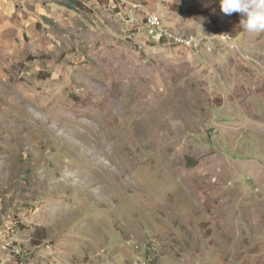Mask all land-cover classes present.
<instances>
[{
    "label": "rangeland",
    "instance_id": "374dc122",
    "mask_svg": "<svg viewBox=\"0 0 264 264\" xmlns=\"http://www.w3.org/2000/svg\"><path fill=\"white\" fill-rule=\"evenodd\" d=\"M114 2L0 0V264H264V32ZM131 2L240 53L151 39Z\"/></svg>",
    "mask_w": 264,
    "mask_h": 264
},
{
    "label": "built area",
    "instance_id": "2783aa9c",
    "mask_svg": "<svg viewBox=\"0 0 264 264\" xmlns=\"http://www.w3.org/2000/svg\"><path fill=\"white\" fill-rule=\"evenodd\" d=\"M130 6L127 8L126 16L128 24L136 31L146 30L151 39H172L175 41H183V45H192V50H201L204 48L205 53H212L216 49L224 48L230 49L233 52L240 53L239 44L231 36V34L222 32H210L206 34L191 33L187 36L175 35V30L167 27L162 22L161 16L153 12L150 7L142 3H128ZM129 13H136V20H129ZM242 56L247 61H252V58ZM140 249V246L136 247ZM139 252V251H138ZM158 250L154 247H145L140 251L139 255L145 261V264H157L155 257Z\"/></svg>",
    "mask_w": 264,
    "mask_h": 264
},
{
    "label": "clouds",
    "instance_id": "9594fccd",
    "mask_svg": "<svg viewBox=\"0 0 264 264\" xmlns=\"http://www.w3.org/2000/svg\"><path fill=\"white\" fill-rule=\"evenodd\" d=\"M225 15L241 14V24L250 33L264 32V0H220Z\"/></svg>",
    "mask_w": 264,
    "mask_h": 264
},
{
    "label": "crops",
    "instance_id": "0c3cea01",
    "mask_svg": "<svg viewBox=\"0 0 264 264\" xmlns=\"http://www.w3.org/2000/svg\"><path fill=\"white\" fill-rule=\"evenodd\" d=\"M95 1H96V0H95ZM98 1L100 2V1H103V0H98ZM104 1H107V6H109V7H111L110 5H113V3H115L114 0H104ZM90 2H91V1H90ZM93 2H94V0H93ZM119 4H120V3H119ZM120 12H121V14H122V7H120ZM93 230H94V229H93ZM93 230H92V231H93ZM58 231H59V232L57 233V235H58V236H63V234H64L65 231H63V232H60V230H58Z\"/></svg>",
    "mask_w": 264,
    "mask_h": 264
},
{
    "label": "bare ground",
    "instance_id": "6f19581e",
    "mask_svg": "<svg viewBox=\"0 0 264 264\" xmlns=\"http://www.w3.org/2000/svg\"><path fill=\"white\" fill-rule=\"evenodd\" d=\"M122 1V0H121ZM125 2V0H123ZM125 4V3H124ZM124 8V7H123ZM127 13V10L126 12ZM129 20H136V13H129ZM158 41H162L163 39H156ZM180 42V41H179Z\"/></svg>",
    "mask_w": 264,
    "mask_h": 264
},
{
    "label": "trees",
    "instance_id": "16d2710c",
    "mask_svg": "<svg viewBox=\"0 0 264 264\" xmlns=\"http://www.w3.org/2000/svg\"><path fill=\"white\" fill-rule=\"evenodd\" d=\"M164 40V39H163Z\"/></svg>",
    "mask_w": 264,
    "mask_h": 264
}]
</instances>
